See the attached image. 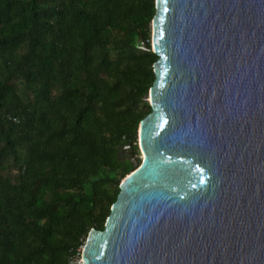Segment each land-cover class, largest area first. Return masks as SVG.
Returning a JSON list of instances; mask_svg holds the SVG:
<instances>
[{"label":"water","instance_id":"water-1","mask_svg":"<svg viewBox=\"0 0 264 264\" xmlns=\"http://www.w3.org/2000/svg\"><path fill=\"white\" fill-rule=\"evenodd\" d=\"M155 7L142 159L82 264H264V0Z\"/></svg>","mask_w":264,"mask_h":264},{"label":"trees","instance_id":"trees-1","mask_svg":"<svg viewBox=\"0 0 264 264\" xmlns=\"http://www.w3.org/2000/svg\"><path fill=\"white\" fill-rule=\"evenodd\" d=\"M155 0H0V264H70L151 111ZM144 43V48L141 47Z\"/></svg>","mask_w":264,"mask_h":264},{"label":"built area","instance_id":"built-area-1","mask_svg":"<svg viewBox=\"0 0 264 264\" xmlns=\"http://www.w3.org/2000/svg\"><path fill=\"white\" fill-rule=\"evenodd\" d=\"M83 245L80 246L78 249L79 253L70 260V264H82V258H81V253H82Z\"/></svg>","mask_w":264,"mask_h":264},{"label":"rangeland","instance_id":"rangeland-1","mask_svg":"<svg viewBox=\"0 0 264 264\" xmlns=\"http://www.w3.org/2000/svg\"><path fill=\"white\" fill-rule=\"evenodd\" d=\"M151 32H152V28H151ZM122 153H123L124 155H126V156L129 157L128 149H126V148L122 149ZM139 153H140V154H139V159H140V161H141V159H142V153H141V152H139ZM136 159H137V158H136Z\"/></svg>","mask_w":264,"mask_h":264}]
</instances>
